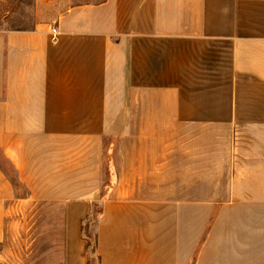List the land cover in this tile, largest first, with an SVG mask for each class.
I'll list each match as a JSON object with an SVG mask.
<instances>
[{"label":"crops","instance_id":"1","mask_svg":"<svg viewBox=\"0 0 264 264\" xmlns=\"http://www.w3.org/2000/svg\"><path fill=\"white\" fill-rule=\"evenodd\" d=\"M27 200L63 206L65 264L96 208L98 264H264V0H69L0 32V221Z\"/></svg>","mask_w":264,"mask_h":264},{"label":"rangeland","instance_id":"2","mask_svg":"<svg viewBox=\"0 0 264 264\" xmlns=\"http://www.w3.org/2000/svg\"><path fill=\"white\" fill-rule=\"evenodd\" d=\"M68 5L69 0H0V32L31 29L41 20L56 17ZM16 191L18 195L23 193L20 186ZM97 211L98 208L94 209L82 226L92 237L99 218ZM87 260L88 264L99 263L93 248L87 253ZM0 264H65L63 206L15 201L12 210L0 221Z\"/></svg>","mask_w":264,"mask_h":264},{"label":"trees","instance_id":"3","mask_svg":"<svg viewBox=\"0 0 264 264\" xmlns=\"http://www.w3.org/2000/svg\"><path fill=\"white\" fill-rule=\"evenodd\" d=\"M98 214L100 213V210L97 211ZM89 218L86 219V221L88 220ZM85 221V222H86ZM85 229L82 227V236L83 238L86 240L87 242V253L93 248V250L95 251V248H96V235H94L93 237L88 235L87 232L84 231ZM93 238V241L92 239ZM87 264H88V261H87Z\"/></svg>","mask_w":264,"mask_h":264},{"label":"built area","instance_id":"4","mask_svg":"<svg viewBox=\"0 0 264 264\" xmlns=\"http://www.w3.org/2000/svg\"><path fill=\"white\" fill-rule=\"evenodd\" d=\"M50 34L52 41H56L58 35V29L55 26L50 27Z\"/></svg>","mask_w":264,"mask_h":264}]
</instances>
